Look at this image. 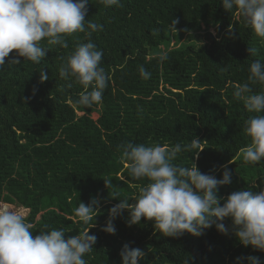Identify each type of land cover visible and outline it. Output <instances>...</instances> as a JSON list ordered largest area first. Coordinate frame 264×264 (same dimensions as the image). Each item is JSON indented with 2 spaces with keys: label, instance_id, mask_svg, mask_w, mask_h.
I'll use <instances>...</instances> for the list:
<instances>
[{
  "label": "trees",
  "instance_id": "trees-1",
  "mask_svg": "<svg viewBox=\"0 0 264 264\" xmlns=\"http://www.w3.org/2000/svg\"><path fill=\"white\" fill-rule=\"evenodd\" d=\"M121 4L105 7L90 0L87 5L85 19L104 25L91 37L103 51L101 66L110 75L100 105L85 109L75 103L83 86L59 75L76 45L87 42L84 33L66 37L68 48L41 41L46 55L39 64L23 57L10 64L15 50L5 58L0 70V203L29 209L26 222L34 225L33 236L47 224L63 228L68 238L91 226L77 222L73 210L80 201L87 205L99 199L100 211L89 229L97 239L85 256L87 264H121L125 243L146 252L140 264H183L189 257V264H234L236 257L248 255L264 264V251L243 246L227 217L222 221L227 234L213 225L200 236L166 237L144 218L129 225L124 210L114 220L115 234L102 230L109 209L120 198L135 203L132 196L147 182L128 177L117 148L123 142L175 145L195 137L205 147L198 158L181 152L174 163L190 167L192 160L202 173L218 179L227 165L232 182L219 187V196L264 187V160L246 164L240 154L251 142L244 121L255 113L233 96L234 86L247 82L252 60L264 61V41L237 11H226L221 0ZM172 19L179 21L176 34H169ZM203 30L207 41L201 45L184 39ZM162 46L172 51L160 63L153 53ZM250 47L257 48V56L249 55ZM139 65L151 72L150 79L140 77ZM41 69L48 75L43 82ZM104 177L112 181L109 188ZM109 193H119V198Z\"/></svg>",
  "mask_w": 264,
  "mask_h": 264
},
{
  "label": "clouds",
  "instance_id": "clouds-1",
  "mask_svg": "<svg viewBox=\"0 0 264 264\" xmlns=\"http://www.w3.org/2000/svg\"><path fill=\"white\" fill-rule=\"evenodd\" d=\"M99 2L105 7L122 6L121 0ZM89 3L90 0H0V70L4 69L5 58L13 50L10 64H19V57L39 64L46 55V47L41 41L46 40L49 46L68 48L66 37L84 33L87 42L76 45L59 67V75L83 86L84 91L75 103L85 109L100 105L110 75L101 66L103 51L91 39L93 33L104 31V25L85 19ZM221 3L226 11H237L244 24L264 41V0H221ZM178 23V19L171 20L169 34L177 33ZM171 51V47L162 46L153 53V59L163 63L169 59ZM248 53L255 57L258 50L250 47ZM248 71L247 82L236 84L233 96L243 102L249 113H255L244 121V132L251 142L241 148L240 154L244 163L258 164L264 160V87L257 91L254 86H264V61L252 60ZM138 73L144 80L151 78V72L143 65L138 66ZM39 79L40 82L48 79L42 69ZM117 148L128 177L147 182L132 196L135 203H129L128 197L120 198V202L109 209L103 231L115 234L114 220L124 210L128 211L129 225L138 224L144 218L153 221L154 229L166 237H180L185 232L200 236L213 225L219 232L227 234L228 229L222 222L227 217L243 246L264 251V187L259 192L236 190L222 197L218 195L219 187L232 182L227 165L222 166V178L218 179L215 175L202 173L192 160L190 167L174 163L181 152L192 153L198 158L205 148L200 146L199 139L194 137L190 143L175 145L127 141ZM104 179L109 188L111 179ZM110 196L119 198V193ZM99 203L97 198H92L87 205L80 201L73 210L77 222L91 226L68 238H65L63 228H50L47 224L33 236L34 225L26 222L23 212L0 204V264H87L85 256L93 251L97 239L94 234H89V229L94 226L92 221L100 211ZM119 255L121 264H140L146 252L125 243ZM190 259L186 258L183 264H189ZM245 261L262 264L255 255L238 256L234 264Z\"/></svg>",
  "mask_w": 264,
  "mask_h": 264
},
{
  "label": "rangeland",
  "instance_id": "rangeland-1",
  "mask_svg": "<svg viewBox=\"0 0 264 264\" xmlns=\"http://www.w3.org/2000/svg\"><path fill=\"white\" fill-rule=\"evenodd\" d=\"M205 30L201 31L200 33H196V34H187L186 36H184L185 40L187 41L188 38H192L193 39V42H195L197 45H201L203 43H205L207 40H206V34H205ZM211 32L215 33V30L213 28H211ZM172 44H174V41L172 42ZM94 116L97 117L98 116V112H94ZM0 204H3L4 206L6 207H15L17 209H19L21 212H23L25 214V216L28 215L29 213V209H26L22 206H18L16 204H11V203H4V202H1Z\"/></svg>",
  "mask_w": 264,
  "mask_h": 264
}]
</instances>
